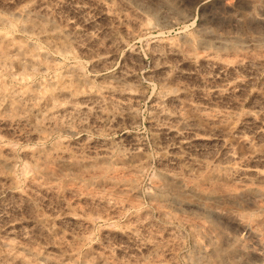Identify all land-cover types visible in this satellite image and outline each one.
Returning <instances> with one entry per match:
<instances>
[{"label":"rangeland","instance_id":"374dc122","mask_svg":"<svg viewBox=\"0 0 264 264\" xmlns=\"http://www.w3.org/2000/svg\"><path fill=\"white\" fill-rule=\"evenodd\" d=\"M0 37V264H264V0H0Z\"/></svg>","mask_w":264,"mask_h":264},{"label":"bare ground","instance_id":"6f19581e","mask_svg":"<svg viewBox=\"0 0 264 264\" xmlns=\"http://www.w3.org/2000/svg\"><path fill=\"white\" fill-rule=\"evenodd\" d=\"M31 24V23H30ZM34 26H32V25H29V27H28V31H30V30H34V28H33ZM1 38V37H0ZM2 38H3V36H2ZM53 38H55V37H53ZM57 43V42H56ZM125 91V90H124ZM121 93V92H120ZM129 98H136L135 96V94L133 95V94H131V93H129V92H127V91H125L124 92ZM134 100V99H133ZM190 111H192V110H190ZM196 114V113H195ZM205 115H206V112H205ZM205 115H203V114H199V115H197L196 116V119H197V121L199 122V123H205V124H207V125H210V126H213V127H215V126H217L216 124V122L215 121H213L212 119H211V117H208V116H205ZM195 116V115H194ZM169 118V117H168ZM195 120V119H194ZM223 121V120H222ZM220 122V123H223V122ZM219 123V122H218ZM219 126H226L225 124L223 125V124H221V125H219ZM221 128V127H220ZM167 130V133L169 134V135H171L173 138H174V140L175 141H177V143L180 145V146H187V145H190V144H192L193 142H197V141H202V142H204V141H206L205 139H201V138H199V137H197V136H195V137H190V138H188V137H186L185 135H184V132L181 130V128H178V127H173V126H170L169 128H167L166 129ZM240 143L244 146V145H248V144H250V143H248L247 141H246V139L245 140H241L240 141ZM248 149H249V147H248ZM141 149L140 148H136L131 154H130V156L132 157V158H136V157H138L139 156V151H140ZM229 150V149H228ZM227 157H228V160H230V161H233V160H236L235 159V155L233 154V153H231V151L229 150L228 152H227ZM242 160V159H241ZM240 162V161H239ZM241 164V163H240ZM234 165V164H233ZM237 168V167H236ZM235 168V169H236ZM240 168V167H239ZM232 169H233V167H232ZM237 171V170H236ZM240 171L242 172V175L244 176V178H245V180L246 181H248V180H250V179H255V180H257V181H264V171L263 170H261V169H259V168H257V167H248L247 165H244L243 167L241 166V168H240ZM235 172V171H234ZM238 172V171H237ZM225 174V173H224ZM220 175V174H219ZM214 177H216V176H214ZM250 190H253V189H250ZM11 259V258H10ZM12 260V259H11ZM14 260V259H13ZM18 260V258H16L15 257V261H17Z\"/></svg>","mask_w":264,"mask_h":264}]
</instances>
